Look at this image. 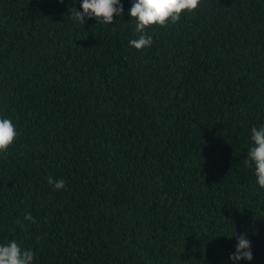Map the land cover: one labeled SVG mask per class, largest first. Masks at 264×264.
<instances>
[{"label":"trees","instance_id":"1","mask_svg":"<svg viewBox=\"0 0 264 264\" xmlns=\"http://www.w3.org/2000/svg\"><path fill=\"white\" fill-rule=\"evenodd\" d=\"M121 3L84 24L82 0H0V116L18 131L0 153V244L33 264H237L246 232L238 264H264L245 163L264 124V0H201L141 50Z\"/></svg>","mask_w":264,"mask_h":264},{"label":"clouds","instance_id":"2","mask_svg":"<svg viewBox=\"0 0 264 264\" xmlns=\"http://www.w3.org/2000/svg\"><path fill=\"white\" fill-rule=\"evenodd\" d=\"M200 3L201 0H132V6L128 11L131 18L136 21L134 31L138 36L130 40V46L137 50L151 47L153 37L146 29L154 25L166 27L169 22L176 24L184 12L195 11ZM81 7L82 11L73 7L70 14L73 20L84 24L86 17L96 18L98 23L111 24L114 23L115 15H124L121 0H82ZM17 136L18 131L13 121L0 116V153H6ZM250 139L252 143L245 163L249 166L254 164L257 183L260 188H264V124L251 128ZM48 183L56 190L64 189L66 186L64 179H55L51 176L48 177ZM24 219L36 223L30 212L25 213ZM17 223L21 228L24 227L19 220ZM246 237V232L238 235L235 252L229 257L237 264L242 259L248 261L253 259L251 241ZM33 261V251L23 249L16 240L0 244V264H33Z\"/></svg>","mask_w":264,"mask_h":264}]
</instances>
